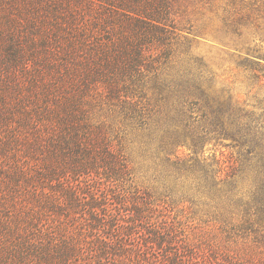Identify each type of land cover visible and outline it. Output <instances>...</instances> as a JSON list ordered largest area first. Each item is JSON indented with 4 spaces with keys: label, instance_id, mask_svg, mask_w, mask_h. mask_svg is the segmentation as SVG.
<instances>
[{
    "label": "trees",
    "instance_id": "obj_1",
    "mask_svg": "<svg viewBox=\"0 0 264 264\" xmlns=\"http://www.w3.org/2000/svg\"><path fill=\"white\" fill-rule=\"evenodd\" d=\"M175 1L0 0V264H264V115L211 103L190 80L180 124L152 125L143 88L182 31ZM122 128L237 218L187 225L133 185ZM215 138L246 149V198L237 160L197 158Z\"/></svg>",
    "mask_w": 264,
    "mask_h": 264
},
{
    "label": "rangeland",
    "instance_id": "obj_2",
    "mask_svg": "<svg viewBox=\"0 0 264 264\" xmlns=\"http://www.w3.org/2000/svg\"><path fill=\"white\" fill-rule=\"evenodd\" d=\"M173 6L182 31L172 34L171 46L162 55H168L162 72L149 78L143 88L154 111L160 112L152 125L180 124L179 97L187 94L183 90L190 80L200 82L211 103L230 98L257 117L264 115V0H177ZM121 130L133 185L164 198L173 215L187 225L215 229L237 218L226 212L218 214L205 205L207 197L197 192L193 179L175 181L164 169L163 155L148 150L143 133L132 128ZM190 151L188 147L178 149L181 156ZM247 155L244 147H235L226 138L210 139L197 151V158L206 159L213 169L218 159L237 160L240 168L235 188L237 196L244 198L257 181Z\"/></svg>",
    "mask_w": 264,
    "mask_h": 264
}]
</instances>
